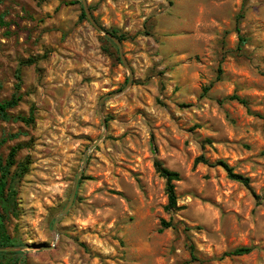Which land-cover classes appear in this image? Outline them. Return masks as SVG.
<instances>
[{"label": "rangeland", "instance_id": "obj_1", "mask_svg": "<svg viewBox=\"0 0 264 264\" xmlns=\"http://www.w3.org/2000/svg\"><path fill=\"white\" fill-rule=\"evenodd\" d=\"M76 1L0 0V101L20 71L22 100L10 113L34 109L36 118L0 120V140L18 135L0 159L22 145L17 163L29 162L20 214L6 222L20 246L53 244L83 167L55 248L13 252L20 264H264V0H87L97 22L124 37L129 87L117 46ZM156 160L181 175L180 211L166 210ZM163 220L177 228L160 232ZM238 248L251 252L225 256Z\"/></svg>", "mask_w": 264, "mask_h": 264}, {"label": "trees", "instance_id": "obj_2", "mask_svg": "<svg viewBox=\"0 0 264 264\" xmlns=\"http://www.w3.org/2000/svg\"><path fill=\"white\" fill-rule=\"evenodd\" d=\"M76 2L79 1L77 0ZM81 18L86 19L84 10H82ZM237 31L239 33V39H240L239 48L242 49V47L246 44V39L243 35H241L240 29H237ZM110 33H112L117 38H119L121 42L124 41L123 36H119L116 32H110ZM105 40L109 45L116 47L115 44L109 38L106 37ZM24 64L27 65L29 63L23 62V65ZM219 72L221 73V69H219ZM20 74L21 73L19 71L17 74L18 83L16 85V92L13 94L11 99L0 101V120L4 122H10V121L21 122L25 125H31L36 120L34 109H31L30 115L28 117H23V116L15 117L10 113V111L16 108L22 100V96L19 93L22 86L21 85L22 80ZM230 99L236 100L244 106L248 105L247 101L241 99L237 95H233L232 97H230ZM17 137L18 135L9 136V138H17ZM9 138H3L2 140H0V147ZM22 148H23L22 145H17L11 149L5 161L3 159H0V247H14L23 244L22 241L19 240L17 237L14 238L11 237V235L8 233L6 226V222L12 215L18 216L20 214L19 203H18V194H19L18 184L20 183V181H22V179L29 170V162H27L26 164H18L16 160L17 154ZM199 163H206V161L204 158H199L196 160V164ZM219 164L227 171L229 179L239 182L245 187L250 186V179L248 177L235 173L234 170L224 162H220ZM15 166H17V169L13 173L12 169ZM155 168L159 176L166 180L165 191L168 198V204L166 206L167 212L180 211L182 208L178 206V197L176 195V187H175V182L181 180L180 173L166 168L158 160L155 161ZM81 182L82 180L80 181V184ZM170 228L176 229L177 226L171 221L163 220L161 222L160 232H163L164 230ZM188 247L192 258L196 260V247L193 244H189ZM250 252H251L250 248H238L233 251L225 253V256L228 257L242 256L249 254ZM7 255L14 256L16 264H20L24 256L23 253H0V257Z\"/></svg>", "mask_w": 264, "mask_h": 264}, {"label": "water", "instance_id": "obj_3", "mask_svg": "<svg viewBox=\"0 0 264 264\" xmlns=\"http://www.w3.org/2000/svg\"><path fill=\"white\" fill-rule=\"evenodd\" d=\"M82 2V7L84 10V13L86 15V18L88 19V21L90 22V24L100 33H102L105 37L109 38L118 48L119 51V55H120V59L123 63V65L127 68L128 72H129V81H128V85L127 87H129L130 85H132V80H133V76H134V72L133 69L130 67V65L128 64L124 54H123V45L122 42L119 38H117L115 35H113L112 33H110L109 31H107L104 27H102L97 20L95 19V17L93 16L88 2L87 0H80ZM123 91H120L117 94L122 93ZM113 94H108L106 96H104L101 99L100 102V114L103 115V110H102V106L103 103L105 102L106 99H108L109 97H111ZM102 123L104 126V129H106V120L105 118L102 116ZM97 143H95L93 145V147H91V149L86 153L85 158H84V165L87 161V157L89 155V152L91 150H93L95 148ZM83 174V167L81 168V170L79 171L74 185H73V189H72V194L70 197V200L67 204V206L65 207V209L56 217L54 224H53V232H54V242L52 245H45V244H39V245H23V246H14V247H0V253L1 252H6V253H13V252H22L25 250H31V249H35V250H41V251H51L55 248L57 241L59 239V230H58V226L60 224V222L63 220V218L68 214L69 210L71 209V207L74 204V201L76 199L78 190H79V185H80V180Z\"/></svg>", "mask_w": 264, "mask_h": 264}]
</instances>
